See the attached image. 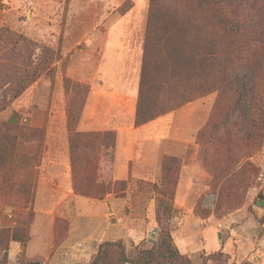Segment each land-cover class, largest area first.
<instances>
[{
  "label": "rangeland",
  "instance_id": "1",
  "mask_svg": "<svg viewBox=\"0 0 264 264\" xmlns=\"http://www.w3.org/2000/svg\"><path fill=\"white\" fill-rule=\"evenodd\" d=\"M263 1H257V5L253 9L255 13L252 14L247 12L249 9L248 1V7L241 3L234 4V9L229 6V8L225 7L222 14L230 22L239 23L247 33H251L257 24H261L263 28ZM136 3L138 6L134 9ZM159 7L156 10L182 14L184 20L177 23L176 33L170 37H162V40L167 39L166 44L165 46H157L160 52L155 57V66L153 63L150 66H153L152 71L154 69L155 71H168L171 66H177L183 75L180 80L171 79V82L166 80L168 85L164 83L162 88L155 86V90L152 87V102H149L150 98L148 97L149 103L146 110H151L154 115L159 114L162 109L168 108L170 102H180L187 99L189 95H194L197 89L202 90L206 86L200 81V77L189 76L184 79L190 70L187 64V56L192 50L201 44L205 49L215 48L216 50L230 49L236 45L235 37L217 25V9L214 11L201 5L199 7L196 2L190 4L188 8H183L174 4L173 0H160ZM148 11V0H121L116 3H112L110 0H0V27L6 24L13 31L17 33L21 31L31 39L57 49L59 53L58 59L51 64V70L44 72L38 78L43 76L47 79L46 81L49 79L50 82L46 83V86L43 84L35 86L36 81L33 82L23 93L10 102L5 110L0 112V131L5 130L4 123H11L16 126L13 133L27 132L24 135L26 137L29 136L28 130H26L29 127L43 129L44 126L30 125L29 117L34 111L39 110V107H44L41 104L45 106L50 104L49 127L45 128L46 138L43 142L46 146L48 143L52 144L54 139L48 138V135L51 136L48 131L52 130L56 134L61 130L63 131L66 109L72 104L74 111L80 105V102H68L67 97V102H63L64 114H61L60 109L56 111L51 107L52 105L56 106V102H53L52 105L50 102H45L46 99H49L50 83L59 79V85H61L65 78L64 70L70 52L67 51L69 45L63 44L64 39L65 41L69 39L71 46L73 41L81 39L85 35L98 36L101 33L109 32L111 29L112 31L109 33L114 36V30H117L115 36L128 34L133 37V46L140 47L142 61ZM120 18L128 23H120L118 28L110 27L114 20ZM164 21L163 24L167 25L166 22L170 20ZM131 45L128 43V46ZM119 47L120 44L108 43L106 53L102 54L104 58L103 68L112 70L116 67L115 62L119 59ZM165 53L166 55H164ZM169 54H174V57H170ZM244 55L247 58L249 68H252V75H256V78L250 80L254 87V95L257 92L262 93L263 51L259 49L252 54ZM57 61L59 62L56 64ZM225 63H230L229 57H218L214 67L209 71V78H207L221 79L219 70ZM169 85L170 89L168 90L167 86ZM33 86L34 90L31 92ZM252 97L254 96H250L251 100ZM31 98L32 101L27 102ZM249 103L227 102L224 97L218 96L217 98L214 92L185 103L169 112L165 117L168 119L167 123L171 126L172 131L170 140L166 142V147L171 149V155L165 156H176L180 159L178 182L182 166H186L182 173L183 180L187 179V175L192 173L191 169L195 166L199 170L192 181H184V186H180L179 189L177 182L172 197L174 216L178 218L179 209L177 206L179 204L176 203L175 199L178 189L183 197H187L188 201L185 203V207H188L195 216L206 218L213 214L216 219H221V221L224 219V222L214 225L222 241L232 238L231 245L226 250H222L228 258L227 264H263V205L261 207L255 201L263 203L264 138L255 143L246 139V133L249 130L247 122L254 108ZM75 105L76 109H74ZM81 114L82 109L80 110ZM34 142V140L18 137L15 143L16 149L21 151ZM100 152L101 147H94L90 161L80 154L75 155V171L72 172V178L73 173H75L79 185L77 188L79 192L76 193H83L86 195L84 197L101 200L107 193H112L116 198H120L116 201L119 207L115 215L106 212V216L101 219V228H99L100 224L97 219L87 220L83 223L79 233L85 234L91 231L93 234L91 241L93 257L97 245L101 241H119L127 252L131 251L133 246L150 247L158 232V225L154 218L157 194L153 193L151 184L159 183L160 171L155 173L156 183H152L150 178L131 182L130 185L127 184L126 180H121L113 185L110 181L111 183L107 187L106 181L103 179L104 175L99 170L102 158ZM45 158L44 152L41 163L37 167L33 197L26 204L22 201L25 197H18V194L12 193L6 196L4 194V191L7 192L4 188L5 184L0 179V228L12 230L19 225V222L26 221L30 214L32 219L31 230L36 219V213L40 215L44 213L43 211L48 210L52 200L47 202L39 199L40 201H36L37 194L40 198V196H51L55 193L53 186H39L38 184L41 177V166ZM95 159L96 161H93ZM94 162L97 163V166L93 164ZM95 167L96 170H94ZM187 168L190 170L189 173H187ZM8 173V168L0 167V174L7 176ZM17 175L16 179H20L22 170H16ZM213 176L219 180L216 182L217 185L221 186L219 189L217 186L215 191L211 186ZM26 183L25 181L23 185ZM14 184L17 185L18 183L15 182ZM106 190L108 191L105 193ZM231 214L236 215V220L230 218V221H226L225 219L229 218ZM45 219L49 222L48 218ZM172 220L169 221L171 232L179 222V220ZM55 221V224L52 225L54 230L53 242L60 245L67 239L69 221L59 218ZM203 225L205 226V223ZM32 229V231L37 229L36 225ZM14 244L15 242H10L7 251V263L19 264L22 261V264H25L21 254L11 251ZM37 244L35 237L31 245ZM115 252L113 256L117 258L116 254L119 251L115 250ZM212 252L214 251L198 250L189 255H184L191 260L192 264H202L200 255L204 257ZM1 255L2 252H0V257ZM244 257L245 259H242ZM206 264H219V262L207 261Z\"/></svg>",
  "mask_w": 264,
  "mask_h": 264
},
{
  "label": "trees",
  "instance_id": "2",
  "mask_svg": "<svg viewBox=\"0 0 264 264\" xmlns=\"http://www.w3.org/2000/svg\"><path fill=\"white\" fill-rule=\"evenodd\" d=\"M148 1L149 11L147 15L145 43L142 47L139 92L134 121L135 125H141L154 119H163L169 112L174 111L185 103L199 96H205L215 92L217 98L218 96L224 97L227 102H235L236 104L250 102L249 104L254 108L247 122L249 130L246 133V139L251 141V143L261 141V139L264 138V78L263 92H257V94L254 95V87L250 80L256 78V75H252V68H249L247 58L244 54H252V52L261 49L263 51L264 62V1L262 16L263 28L261 24H257L255 25L256 28L252 29L251 33H247L244 27L239 23L234 24L230 22L227 17L223 16L222 10L225 7L234 9V4L240 3L248 7V1L249 9L247 12L252 14L255 13L253 9L257 5L258 0H173L174 4L183 8H188L190 4L196 2V5L199 7L201 5L204 8H209L214 11L217 9V25L221 26L224 31L235 37L236 45L234 48H221L220 50H216L215 48L205 49L203 44H201V46L192 50L187 56V64L190 70H188L189 73L185 75L184 79L189 76H193L194 78L200 77V81L206 86L202 90L197 89L194 95H189L187 99L181 100L180 102H170L168 108L162 109L160 113L156 115H154L151 110H146L148 103L152 102V87L153 89L155 88V90V86L162 88L164 83L168 85L166 80L170 82L171 79L180 80L183 74L177 66H171L168 71H155V69L152 71L153 66L150 65L153 63L155 66V57L160 52L157 46H165L166 44L167 39L162 40V37H170L173 33H176L177 23L182 22L184 18L180 13L173 12L174 15L167 11L156 10V8H160V0ZM167 19L170 21L166 22L167 25H164L163 22ZM150 43H152V45H150ZM164 55H166V53ZM169 55L170 57H174V54ZM220 56L229 57L230 63H225L220 67L219 74L221 75V79L214 80L212 77L208 79L209 71L214 67L215 61ZM58 57L59 53L57 49L39 43L24 35L21 31L17 33L8 25L3 24L0 27V112L5 110L8 104L23 93L33 82L37 81L39 76L51 70V64L57 60ZM71 86H73V88H71ZM62 88L68 95V102H80L77 110L73 111V105L70 104L65 111V131L72 174V172L75 171V155L80 154L83 158L90 161L92 159L90 155L94 147H101L102 152L105 148L112 145V138L109 135L99 132L77 131L76 126L79 121L80 110L83 109L85 104L84 101L88 87L85 84H80L65 77L63 79ZM167 89H170V85L167 86ZM251 95L254 96L252 100L250 99ZM74 109H76V105ZM4 127L5 130L0 131V167L8 168L9 172L7 176L6 174H0V179L4 182V188L7 190V192L4 191V194L8 196L13 193L18 194V197H25L22 201L26 204L32 199L36 186L37 167L41 163L42 154L45 152L46 148L43 142L46 138V129L29 127L26 129L28 130L29 136L27 135L26 137L24 135L27 132H20L19 134H17V132L13 133L16 126L11 123H4ZM18 137L25 140H34L35 142L32 145L29 144V146H26L25 149L20 151L16 149L15 145ZM93 161H96V159ZM93 164L97 166V163L94 162ZM180 166V159L178 157L164 156L159 165V183L151 184L153 193L157 194L154 218L158 225L157 236L151 246L148 248L133 246L131 251L127 252L119 241H101L97 245L94 257L92 256L93 258L91 257L85 264H192L191 260L178 250L171 236L169 224V221L174 218L172 197L178 182ZM18 169L22 170L20 179H16L18 177V175L16 176V170ZM94 170H96V167ZM217 180L218 179L213 176L211 186L214 188V191L218 186L216 183ZM25 181L27 183L23 185ZM15 182L18 184H14ZM77 182L76 175L73 173L72 189L74 192L78 193L79 191L77 188L79 185ZM109 183L110 182H106L107 187ZM219 188H221L220 185L218 186V189ZM107 191L108 190H106L105 193ZM81 195L86 196L83 193H81ZM255 203L260 205L257 200ZM31 222L32 219L29 214L26 221L19 222V225L12 230L0 228V252H2L0 264H9L7 263V251L10 242L19 243L22 246L20 256L23 258L22 260L25 264H49L48 262H43L40 256L29 258L24 253L25 245L30 239ZM115 250L119 251V253L116 254V256H118L117 258L113 256ZM200 257L202 258V264H206L207 261H217L219 264H227L226 262L228 260L221 249L208 253L204 257L200 255ZM19 264H22V261H20Z\"/></svg>",
  "mask_w": 264,
  "mask_h": 264
},
{
  "label": "crops",
  "instance_id": "3",
  "mask_svg": "<svg viewBox=\"0 0 264 264\" xmlns=\"http://www.w3.org/2000/svg\"><path fill=\"white\" fill-rule=\"evenodd\" d=\"M110 1L116 3L121 0ZM137 6L136 3L134 9ZM120 23L127 24L128 22L121 18L116 19L110 27L118 28ZM110 31L112 30L109 29ZM109 32L93 37L85 35L81 39L73 41L71 46L69 39L66 41L64 39L63 44L69 45L67 51L70 52L64 76L88 87L85 104L76 130L79 132H99L112 138V145L102 151L101 155H104L100 160L99 170L104 175L103 179L106 182L112 181L113 185L117 181L126 180L127 184L130 185L131 182L150 178L152 183H156L155 173L160 171L161 159L165 155H171V149L166 147V142L171 138V126L168 125L166 118L135 125L141 68L140 47L133 46L131 35L115 36L117 30H114V36H112ZM119 32L121 34V31ZM109 42L120 44L118 48L119 59L115 62L116 67L112 70L103 68L102 65L104 59L102 54L106 53ZM128 43L132 45L128 46ZM46 80L42 76L34 85L41 86L43 84L46 86V83L50 82L49 79ZM50 86L49 99H46L45 102H50L51 105L56 102V106L52 105L51 107L56 111L60 109L61 114H64L63 102H67L68 95L62 88V83L59 85V79L55 82L52 81ZM33 90L34 86L31 92ZM31 101L32 98L28 99L27 102ZM41 106L44 107H39V110L30 115L29 122L32 126H44L47 129L49 127L50 104L47 106L41 104ZM60 118L62 119V117ZM63 123V131L61 130L57 134L52 130L48 131L51 135H48V138L54 140L52 144L48 143L45 148L46 158L45 161L43 160L44 163L40 170L41 177L38 181L39 186H53L55 193L51 196H40V198L38 194V196L36 195V201H52L48 210L43 211L44 213L40 215L36 213L32 228L36 225L37 229L32 231L31 228L30 239L25 245L24 253L29 258L40 256L43 262L49 264H85L92 256L91 241L93 234L91 231L85 234L79 233L83 223L87 220L97 219L100 224L99 228H101V219L106 216V212L107 214L113 213V215L117 213L119 206H117L116 201L120 198H116L112 193H107L102 200L92 199L77 194L71 189V161L65 131V117ZM182 167L178 189L180 186H184V181H192L196 177L194 175L198 174L199 171L195 166L191 169L192 173L187 175V179L183 180L182 173L186 166ZM189 172L190 170L187 168V173ZM178 189L175 197L176 203L179 204L177 206L179 209L178 218L174 216L172 221L179 220V222L171 235L179 251L189 255L198 250L207 252L226 250L231 245L232 238L222 241L214 225L224 222V219L222 221L216 219L213 214L206 218L195 216L188 207H185V203L188 201L187 197H183ZM261 205H263L264 217V196L263 203H260L259 206ZM179 217L181 218L179 219ZM45 218H48L49 222ZM57 218L69 221L67 239L60 245L53 243L54 230L52 225ZM230 218L236 220V215L231 214L225 220L230 221ZM35 237L38 244L32 246L31 243ZM71 239L73 241H70ZM11 251L21 254L22 246L15 242Z\"/></svg>",
  "mask_w": 264,
  "mask_h": 264
}]
</instances>
